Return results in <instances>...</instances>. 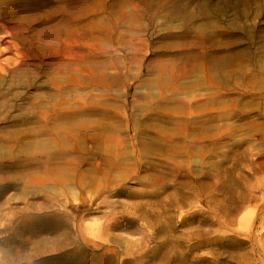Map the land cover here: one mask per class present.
I'll list each match as a JSON object with an SVG mask.
<instances>
[{"label":"rangeland","instance_id":"obj_1","mask_svg":"<svg viewBox=\"0 0 264 264\" xmlns=\"http://www.w3.org/2000/svg\"><path fill=\"white\" fill-rule=\"evenodd\" d=\"M78 109L4 161L0 264H264V0H0V132Z\"/></svg>","mask_w":264,"mask_h":264},{"label":"bare ground","instance_id":"obj_2","mask_svg":"<svg viewBox=\"0 0 264 264\" xmlns=\"http://www.w3.org/2000/svg\"><path fill=\"white\" fill-rule=\"evenodd\" d=\"M74 81L75 79H73V81L71 82H74ZM185 105L186 104L183 102L181 106L185 107ZM9 108H10V105H9ZM6 110H8V108ZM93 113H95V111H90V110L88 111L87 109L84 111H81L80 109H78L74 113L68 110L67 111H55L54 116H53V124H54L52 128L53 131H51L49 128H44V127L40 128L37 131H34L32 129L19 130V131L4 129V131L0 132V172L3 173L5 177H9L7 174L9 173V170L11 169L10 167L15 166V164L7 163L8 165H6L4 164L5 163L4 161L8 158L13 159V157H10L12 155H14V157L19 156L17 152L24 154V152L28 150L29 145H32L33 143L38 144L40 149L41 147L42 148L46 147V149L49 152H53L57 146L59 147V152H61V149H60V144H61V147H62L61 155L65 157L67 153L72 152V150L74 149V145L72 143L73 139L70 138V135L76 133V131H78L79 133V128L78 126L76 128V125L78 123L81 124L80 121L85 124V122L87 121L86 119L87 117H85V115H91ZM26 115L27 116L23 117L24 119L33 118L34 120H36L38 125H40L41 127L46 126L45 124H39L40 119L37 117L38 116L37 114L34 115V111L32 114H29V115L26 114ZM0 118H2V116ZM102 122L103 121H100V120L95 121V123L92 126L91 131L88 133L89 135H91V137L95 141L99 143L103 140V137H105L104 136L105 131H110V132L113 131L111 124H108L106 122L104 124ZM187 128H188L187 124L186 125L182 124L180 127V130H177V131L179 132L184 131V133L186 134V132H188ZM83 129L86 134L89 128L87 127V125H85V128ZM31 134H33V136L34 135L37 136V138L30 142L28 138L31 136ZM42 134H47V135L53 134V136L56 137V139L53 141V147H49L48 145L45 144V139L38 137ZM155 146L156 147H154L153 144H144L142 148L144 149V151H147V150L157 151L159 148L162 147V144L155 143ZM14 150L17 151L16 154L14 153ZM45 158L46 159L38 160V158L36 159V158L28 157L25 155V157L22 158L23 164L21 166L26 167V165L34 163V164H37L38 171H42L44 173L53 172L56 177L62 174L63 171L64 172L68 171L67 174L71 175V181L75 182V176L77 175L76 174L77 165L75 163L73 164V162L70 160H63L62 162H60V164L54 167L55 165L52 162H48L47 157ZM7 166H8V169L4 171L3 168ZM71 167L73 168L72 171H71ZM79 175H81L84 181L85 179L87 180L88 178L85 174L81 173ZM89 180L91 181V179ZM2 209H3V206L0 204V211ZM24 219H26V216H24Z\"/></svg>","mask_w":264,"mask_h":264}]
</instances>
